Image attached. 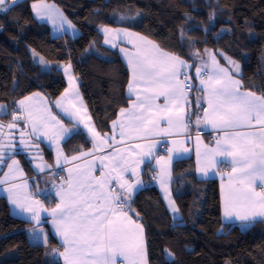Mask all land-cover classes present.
<instances>
[{"label":"trees","instance_id":"1","mask_svg":"<svg viewBox=\"0 0 264 264\" xmlns=\"http://www.w3.org/2000/svg\"><path fill=\"white\" fill-rule=\"evenodd\" d=\"M40 1L55 4L79 35L54 37L50 26L32 14V4ZM149 13H167L177 21V28L159 43L162 50L191 65L187 72L192 83L188 99L191 125L201 117L193 103L197 94L193 73L206 49L238 63L245 90L264 95V0H25L7 12L0 11V104L9 111L0 116V124L15 122L25 132V121L17 118L18 102L35 94L56 101L67 89L63 66L71 65L99 133H111L120 110L131 102L127 96L130 73L119 52L104 46L101 29L150 36L145 23ZM32 51L42 59L35 62ZM204 136L212 143L218 139L214 133ZM26 142L28 151L14 156L20 159L36 197L53 207L57 201L52 190L59 183L53 174L56 170L39 176L34 169L35 155L52 162V153L44 145ZM89 146V138L77 133L63 148L72 157ZM164 146L165 142L161 151ZM4 170L5 166L0 175ZM143 180L144 189L130 208L125 203L122 210L132 213L143 226L149 264H264V223L246 232L224 224L219 186L215 181L199 180L193 159L173 166L177 217L170 214L155 185L151 164ZM28 228L11 215L6 200L0 199V264H61L50 255L57 240L49 235L47 244L33 243Z\"/></svg>","mask_w":264,"mask_h":264},{"label":"snow or ice","instance_id":"2","mask_svg":"<svg viewBox=\"0 0 264 264\" xmlns=\"http://www.w3.org/2000/svg\"><path fill=\"white\" fill-rule=\"evenodd\" d=\"M17 2L18 0H0V11H9ZM33 8L36 9V14L41 19L47 15L41 12L40 6L34 4ZM212 18L214 15L210 16V19ZM69 27H72L70 22ZM103 30L106 34L111 31L107 28ZM115 35L130 37L134 34L121 29L117 30ZM181 35L183 36V32ZM137 39L151 47L142 49L134 44V53L121 49V52H125L128 57L131 68L132 78L128 85V92L129 97L134 96V99L131 100L132 107L121 109L119 115L129 120L139 121V123L126 128L122 121H114L113 133L118 129L120 140L143 138L129 136L127 133H149L148 125L155 124L157 116L166 120L171 126L173 110L182 99L187 103L185 93L192 87L181 80L182 75L184 80L190 79L187 73H182L181 69L189 68L191 65L175 55L162 51L143 37H137ZM129 42L132 41L129 40ZM105 43H112V41L105 40ZM112 47H116V44L112 43ZM205 52L211 63H204L201 67H212L213 70L205 74L206 78L200 80L203 87L199 90L207 93V108L204 110L206 114L202 118L197 117L196 123L200 124L203 120L214 128H219L223 133L216 141V147L208 149L205 159L208 162L207 167L227 164L231 168L233 175H230L229 185L223 195L224 216L228 219L235 217L239 220L264 218V96L241 91L240 81L233 79L227 69L219 67L213 53L207 49ZM194 55L199 56V53ZM224 59L229 60L226 56ZM229 62L233 64L236 71H239V66L234 61L229 60ZM69 68L70 65L64 71L68 72ZM200 71V68L196 69L197 76L200 75ZM160 96L165 98L163 106L155 103ZM26 100H31V97ZM18 103L21 109L28 112L25 100H20ZM56 105L60 106V101H57ZM0 111H3V106H0ZM179 111L183 112V107ZM13 115L15 120V114ZM29 115H31L30 112ZM176 115L178 116L179 113ZM51 120L56 121V125L63 133L69 131L60 124V121L56 120L55 116H51ZM257 125L260 127L257 128ZM44 126L46 124L42 125L41 133ZM3 127L4 125L0 124V128ZM7 127L14 128L16 124L13 122ZM37 130L36 125L33 124V133ZM89 131L97 141L93 145L94 149H99L101 144H110L116 140L115 135H106L101 138L100 133L93 128H89ZM23 135L24 133H21V136ZM20 143L27 146V142L23 139ZM135 147L140 148V145L137 144ZM149 154L150 150L143 153V155ZM85 155H91V153H81V156ZM197 155L199 156V150ZM217 156L223 159L217 160ZM3 159V154L0 152V162H3ZM64 159L68 161V157ZM78 159H80L78 156L71 157L72 161ZM99 159L103 168H110L108 173L100 177H91V182L88 183L76 178L77 183L74 187L73 169L70 168L66 186L60 185L56 189L55 194L60 197V201L51 213H48L64 246L63 251L56 250V255L64 258V264H118V258H121L119 264H125V262L126 264H146L143 228L126 212L121 211L135 185L140 183L139 178L135 184L130 183L124 178V174L131 171L135 175L136 169L145 161L140 159L130 164L128 157L119 148ZM103 161H109V164H103ZM17 163L13 160V164ZM37 167L40 166L37 165ZM79 168L80 166L77 165V169ZM12 171L13 169L9 167V172ZM113 180L116 181L115 184H112ZM257 182H259V191H257ZM5 183H7L6 179L0 180V184ZM20 187L21 185H10L6 189L8 199L20 212L31 213L29 219L39 226L40 215L32 205H39L40 209L45 212L47 209H44L38 200L32 201V204L22 203L15 192ZM117 187L125 191L117 192ZM172 211L178 212L179 210L173 207ZM30 231L35 236L36 233H43V228L34 227ZM35 238L41 239L39 236ZM43 239L46 240V237ZM168 255L171 256L170 253Z\"/></svg>","mask_w":264,"mask_h":264},{"label":"crops","instance_id":"3","mask_svg":"<svg viewBox=\"0 0 264 264\" xmlns=\"http://www.w3.org/2000/svg\"><path fill=\"white\" fill-rule=\"evenodd\" d=\"M25 0H18V3L23 2ZM15 4V5H16ZM40 6V10L43 13H46L44 19H41L36 14V9L33 8V5ZM46 6V7H45ZM31 11L34 18L42 24H46L50 26L51 32L54 37H64L65 35L76 38L79 33L77 29L72 25L69 27V20L55 4L49 3L47 1L35 2L31 6ZM105 28L101 29V35L103 37V44L106 48L111 50H117L119 52L120 57L123 62L127 66L130 73V81H131V68L129 66L128 57L125 55V52H121V49H124L128 53H134L135 48L134 44L139 45L142 49H150L151 45L142 43L137 39V37H143L146 41H150L152 44L156 45L159 49L160 47V39L153 36H143L136 32L128 31L134 35L130 37H125L123 35L116 36L115 32L121 29H113L107 28L111 30L108 34L104 32ZM105 40H110L112 43L116 44V47H112V43H105ZM129 40L132 42L130 43ZM164 51V50H162ZM165 52V51H164ZM213 55L216 56L219 67L225 68L232 75L233 79L240 81V90L244 92H250L245 90L240 77L242 76V67L239 71H236L233 67V64L224 59V56L218 55L213 51H210ZM231 60V59H229ZM232 61V60H231ZM211 62L209 61L208 55L206 52L200 59V63L197 68H200V75H196V69L194 70L193 77L197 84V94L194 96V106L198 107L201 110V118L206 114L205 109L207 108V93L201 91L202 85L200 84V80L202 78H206L205 74L211 72L212 67H201L202 64ZM236 63V62H235ZM238 64V63H237ZM69 65L63 66V74L67 83V89L65 92L54 102H51L46 96L43 94H35L31 97V100H26V105L28 107V112H25L20 108L18 104L19 113L17 114V118L22 122L25 121L26 129L28 130L27 141L28 144L34 143L37 145H44L48 148V150L52 153V162H49L45 159V157L41 154V159H39L34 164V169L37 175H46L52 174L54 170H63L64 179L55 184L53 187V196L57 203L60 201V197L56 195V189L59 188L60 185L66 186V181L69 178L68 169H73L72 176L74 177V187L77 183V179L84 183L91 182V177H100L103 174L109 172L110 168H103L102 162L99 157H103L110 153H113L115 149L119 148L124 153L125 156L128 157L129 163L131 164L135 160L143 159L145 162L141 163L139 167L136 169V174L133 175L131 171L124 174V178L128 180L130 183L135 184L137 178H139L140 183L135 185L134 190L130 194V197L126 200V205H129L136 195L142 191L145 187V182L143 180V176L145 174L146 166L151 164L152 168L156 171V182L155 185L159 189L161 193V197L173 217H177L179 215L178 212H173L172 209L175 207L179 210V207L175 201V197L173 194V166L177 161L185 160V159H193L196 166V175L199 180L202 181H215L218 184L219 195L221 200V212H222V220L226 225H234L239 227L241 230L249 231L254 226L264 223V218L257 217L256 219L249 220H239L233 217L232 219L225 218L224 216V201L223 195L224 191L227 189L229 185V177L233 175L231 173V168L227 164H217L215 167H207V160L205 159L206 153L208 149H214L216 147V142L212 143L210 138H205V134H217L218 139L223 135L222 131L219 128H214L211 124L201 120L200 124L194 123L190 124L189 116H190V102L188 99L187 103L182 99L181 103L176 106L173 110L172 116V125L169 126L166 120L160 119L159 116L156 117V123L148 125L149 133H136L129 132L127 133L129 136H141L143 138L138 139H125L120 140L119 130L113 133V124L111 128V133L107 134V136L115 135L116 140L110 142V144H101L99 149H94L93 145L97 143L95 138L93 137L92 132L89 131V128H93L96 132L99 133L96 124L90 114L88 106L83 98V95L80 90L79 83L75 77L72 66L70 65L69 71L65 72L64 69ZM47 67V65H46ZM189 68H182V73H187ZM71 76V80H70ZM183 75L181 76V80L183 82ZM184 83V82H183ZM256 96H264L258 95ZM127 96L130 100L134 99L133 97H129V92L127 88ZM28 98V97H27ZM197 98H199V102H197ZM60 101V106L56 105V102ZM165 102L164 96H160L155 103L157 105L163 106ZM132 104L126 109H130ZM183 107V112H180V108ZM47 109V110H46ZM29 112L31 115H29ZM176 113H179L177 116ZM131 115V113H128ZM139 115V113H137ZM51 116H55L56 120L60 121V124L63 125L64 128L69 129L67 133H63L58 125H56V121L51 120ZM117 120L122 121L125 124V127L128 128L130 125L135 123H139V121L129 120L127 117L118 116ZM116 120V121H117ZM33 124L37 127V132L33 133ZM46 124L43 127V132L41 133L40 129L42 125ZM187 125V127H185ZM259 128L260 126H256ZM161 129H165V131H161ZM26 130V131H27ZM77 133H84L90 140V146L84 153H91V155L81 156V154L75 155L80 157V159L72 161L71 157H68L64 151V144ZM101 138L104 136L101 135ZM106 136V135H105ZM217 139V140H218ZM216 140V141H217ZM165 141L166 146H164V151H161L163 144ZM139 144L140 148H136L135 146ZM149 155H143L144 152H149ZM199 150V156L197 152ZM129 153L131 155L129 156ZM139 153V155H138ZM16 154V153H14ZM14 154L9 155L7 160L0 162V171L1 168L5 166V170L0 175V180H7V183L0 184V199H5L10 207L11 215L29 225L28 232L30 234L31 242L33 243H41L47 244L49 241V235L57 240L58 246L52 247L51 257L53 260L64 264V258L62 256L56 255V250L59 251L64 250V246L61 241V237L55 231L54 225L52 223V218L48 213H51L52 209L56 207L50 206L45 201H40L34 192L32 191L33 187L30 184V180L23 168V165L17 156ZM64 157H68V161H65ZM217 160L223 159V157L217 156ZM13 160L17 161V164H13ZM7 162V163H5ZM103 164H109V161H103ZM39 165L40 167H37ZM77 165L80 166L77 169ZM3 166V167H2ZM9 167L13 169L12 172H9ZM201 169H204L203 171ZM23 173L22 175L20 173ZM90 173V176H89ZM116 181L113 180L112 184H115ZM21 185L20 188L16 189L15 192L18 194V197L22 203L32 204V201L38 200L40 205H43L44 209H47V212L40 209L39 205L33 204L32 206L39 212L40 215V224L36 225L35 221L29 219L31 213H23L20 210L11 204L8 199V192L6 191L10 185ZM26 185V187H24ZM260 190L259 182H257V191ZM117 192H124V189L116 188ZM28 197L29 199L25 200L24 198ZM121 211L126 212L131 218L139 223L132 213H128L121 209ZM132 212V211H131ZM142 226V225H141ZM34 227L43 228V233L34 234L30 231ZM143 228V226H142ZM39 236L41 239L39 241H34L33 239ZM46 237V240L43 239ZM143 238L146 247V235L145 230L143 228ZM118 258V264H119ZM144 261L146 264L148 263L147 258V248L146 255L144 257ZM126 264V262H125Z\"/></svg>","mask_w":264,"mask_h":264},{"label":"rangeland","instance_id":"4","mask_svg":"<svg viewBox=\"0 0 264 264\" xmlns=\"http://www.w3.org/2000/svg\"><path fill=\"white\" fill-rule=\"evenodd\" d=\"M145 23L146 27L148 28L149 34L153 37H156L158 39L163 40L166 33L168 31H174L177 28V21H174L171 16L167 13H149L145 16ZM32 58L35 62H38V59L42 57L35 53L31 52ZM225 57V56H224ZM229 61V60H227ZM231 61V60H230ZM236 65L239 66V69H241V66L237 63ZM44 72V70H43ZM0 106H3V111H0V116H5L8 114V109L5 105L0 104ZM13 122H8V123H1L4 125L3 128H0V152L3 154V161L8 158L9 155H12L18 151H23L27 152L28 150L25 149L26 146H19V144L16 141H20L23 139L26 141L27 136H28V130L23 131V128H19L18 125L16 124V127L14 128H8L7 125ZM21 133H24L23 136H21ZM38 154V153H37ZM35 162H37L39 159H41V156L35 155ZM60 171H63L60 169ZM55 173V171H54ZM53 173V174H54ZM56 177V176H55ZM63 180V176L61 179H58V182H61ZM246 232L245 230H242ZM34 241H39L38 239L34 238ZM38 244V243H37ZM227 264H231L230 262H227Z\"/></svg>","mask_w":264,"mask_h":264},{"label":"built area","instance_id":"5","mask_svg":"<svg viewBox=\"0 0 264 264\" xmlns=\"http://www.w3.org/2000/svg\"><path fill=\"white\" fill-rule=\"evenodd\" d=\"M184 84H190L192 86V83L189 81V80H185L184 81ZM191 90H192V87L190 90H186V93H185V97L186 99H189L190 97V94H191ZM214 138L216 137V135L213 136ZM165 142V141H164ZM54 175L56 176V178L58 179H61L62 178V173L60 170H56Z\"/></svg>","mask_w":264,"mask_h":264}]
</instances>
